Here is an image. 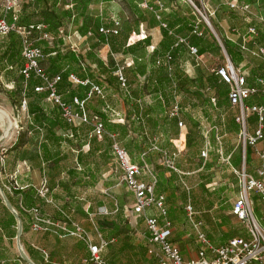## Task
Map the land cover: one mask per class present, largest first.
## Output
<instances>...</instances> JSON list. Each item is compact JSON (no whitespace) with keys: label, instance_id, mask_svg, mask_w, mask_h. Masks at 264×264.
I'll use <instances>...</instances> for the list:
<instances>
[{"label":"crops","instance_id":"obj_1","mask_svg":"<svg viewBox=\"0 0 264 264\" xmlns=\"http://www.w3.org/2000/svg\"><path fill=\"white\" fill-rule=\"evenodd\" d=\"M195 1L203 4L199 0H93L87 7L84 6L76 11L78 16L71 19L65 26L60 27L54 33H47L50 34L52 43L44 40L42 44L38 45L41 48L57 46L63 53L71 50L82 60L81 66L76 63L71 64L70 67L73 69L71 74L89 83H76L70 78L71 86L67 87L65 96L61 93L63 100L67 98L66 102L73 103V98L76 96L87 99L92 86L97 85L103 89V94L94 93L91 98L87 99L88 113L90 115L99 114L101 117H103L101 114H104L111 122L123 124L126 115L125 117L120 116L119 112L106 99V96H113L115 90H122L120 84L118 81H113V75L100 71L95 61L88 58V55L92 54L102 60L106 66H108L109 60L114 61L117 66L120 64L116 55L120 54L122 64L126 66L125 74L128 83H130V74L134 79L132 91L136 87V89L139 88L136 103L140 104V108H143L141 104L142 101L145 102V97L141 98L143 89L148 90L152 102L148 108L144 109L146 115L141 122L145 126L142 136L150 138L149 128L145 125L146 120L157 119L158 115L167 116L168 119L165 117L166 119L162 122L164 124L162 128L159 120L155 121L154 128H160L157 130L159 138L164 137L174 143L175 151L169 153L167 150L161 149L159 161L164 164L162 156L163 152H166L174 160L177 170L164 164L165 170L155 172L151 165L153 161L150 164L145 158L148 156V151L143 149L139 151L141 160L138 161L132 156V161L141 168L140 179L151 180L152 176L156 177V193L165 196L168 216L173 223L170 240L179 249L185 260L195 258L202 248V244L187 218L186 211V225L182 226V223L179 222L180 218L172 209L174 207L172 200L176 198L174 178H178V181L181 182L187 196L184 210L190 202L196 212L195 219L203 222L201 229L214 245L226 244L234 237L249 238L243 224L232 214L233 204L230 205L229 199L222 198L220 194L224 191L226 183L230 184L231 180L236 179L233 174L237 175L236 171L242 162V150L238 145L234 146L230 141L231 138L228 137V134L240 132V126L235 120L237 110L231 106L229 100V84L216 72L220 67L217 63L223 56V51L227 52V50L216 36L213 27L211 30L214 34L202 22L196 12V7H194V5L197 6ZM228 1L230 0H204L206 4L212 3L213 9L209 11L215 15L214 21L218 24L221 36L231 42L242 45L243 35L247 34L251 26L257 27V35L248 44L249 50H244L247 52L246 59L237 66L242 68L245 66L242 73L246 76L247 85L256 90L247 98L246 103L264 106V68L261 66L264 64V58L258 54L259 48L264 47V0H240L249 2L255 15H249L240 10H236L238 14L232 11H217L219 5H225ZM76 2L78 0H60L59 7L75 12L74 4ZM153 14L157 18L155 23L151 20ZM84 15L92 18L91 25L86 26ZM240 19L243 20L242 23ZM83 28L86 33H82L81 29ZM101 28L117 29L118 33H105L101 31ZM196 28L201 34L195 32ZM43 33L46 32L38 34ZM180 39H184V42H181ZM191 47L198 48L200 51L197 49L195 54L191 51ZM155 50L162 57L161 66L167 70L172 79L168 89L162 91L163 93L158 91L157 96L155 92L150 91L152 86L146 87V79L153 62L152 54ZM168 54L173 56L169 61L165 58ZM54 55L56 56L55 52L51 55L47 54L41 61L45 71L49 72V69L43 66V62L46 59L53 60ZM255 55L259 56L261 60L257 59ZM158 60L155 59L156 66H160ZM68 66L69 63L65 64V67ZM141 67L146 69L144 74L140 73ZM57 74L61 73L53 75ZM0 76L4 78L3 75L0 74ZM37 79L41 82L39 85H42L43 81L40 78ZM76 93H80L83 97ZM42 94L44 96L29 97V101L38 103L48 115L58 114L62 125L67 124V126L65 128L57 126L54 130L55 135L51 137L46 129L35 125L34 115L30 113L29 125L34 124L36 129H31L33 134L27 138V142L17 149H12L13 146L5 152L0 149V187L18 213L16 216L6 206L0 194V264H29V261L22 256L21 250L35 264H93L89 261L91 252L87 242L77 236L65 233L63 229V227L74 229L75 225L82 227L88 233L93 244H101L102 240L106 242L100 255L108 264H156L155 259L148 253L150 233L146 226L145 216H137L133 212L134 195L124 183L132 197V202L129 207L131 215L126 216V221L123 220V223L122 215H97V220H95L89 212L91 206L88 205L87 196L83 197L81 191L78 195L72 190L73 184L81 187L86 186L88 176L91 179L96 178L100 171L99 166L84 162V158H88L89 155H97L104 161L107 160L112 154L111 139H109L110 153L105 159V148L109 142L105 138L106 136L100 138L92 135L93 126L89 123L68 124L62 118L60 108L49 102L44 92ZM94 99L99 105H94ZM175 102L180 107L179 118H170L167 111ZM156 109L159 113L154 114ZM6 120H10V115L8 111L0 107V133L3 131ZM179 120L184 122L183 127L179 126ZM187 120L200 129L197 135L186 123ZM81 127L89 128L90 134L88 132L81 138L79 133ZM257 128L258 118L256 115H252L248 118L249 134L253 135ZM2 137L4 139L0 148L7 144L4 134L0 136V139ZM66 143H68L67 146L72 154L62 150ZM43 144H47L50 153L42 148ZM187 144L189 147L197 144L200 148V153H198L200 162L196 163L197 167L194 165L185 166L187 163L184 162V154ZM87 145V154H84L86 152L82 147ZM36 146L37 148H35ZM216 147L217 149L214 150ZM204 150L208 152L207 157L202 156ZM213 151L216 154L212 153ZM70 156L76 164L67 168L66 173L69 179L66 181L61 176L66 170L63 168V161ZM148 159L150 160V158ZM233 160L240 164L239 167L233 164ZM250 160L251 165L249 166ZM220 161L227 165H223L226 169L221 173V183L217 188H214L216 199L207 196V194L199 198L196 193H193L192 197L193 186H190L187 181L188 175L200 172L204 181L200 179L197 184L206 190L207 186L212 184V176L206 177V173L212 171L214 166L217 167L218 164H221ZM263 163L264 139L255 146L247 148L248 172L257 176V169ZM53 174L56 175L54 180H52ZM44 182H46L48 192L46 196H41L39 189ZM119 184L122 183L119 182ZM253 197L261 201L257 194H254ZM32 208H37L43 217L58 222L61 227L50 226L49 230H32L33 214L28 212ZM91 209L94 207L92 206ZM260 212L264 214V209L261 207ZM10 213L15 216L16 224H10ZM146 215L159 218L158 210L153 206L146 210ZM132 216L137 219L138 224L141 223L140 226L143 224L145 227L143 240L133 230L134 224L130 221ZM159 219L162 220L161 217ZM91 224L97 232L94 239L93 231H89L92 229ZM42 250H45L47 255ZM209 256L211 255L209 254Z\"/></svg>","mask_w":264,"mask_h":264},{"label":"built area","instance_id":"obj_2","mask_svg":"<svg viewBox=\"0 0 264 264\" xmlns=\"http://www.w3.org/2000/svg\"><path fill=\"white\" fill-rule=\"evenodd\" d=\"M33 0H0V8L4 16L0 19V37L9 33L15 32L22 40L23 56L26 59L22 74L28 80L32 75L40 78L43 83L35 87L36 92L47 91V100L52 104L58 106L61 111L62 118L70 125H80L82 123H89L93 126L91 134L97 137H103L105 133L112 141V151L115 156L116 169L121 172V182L124 183L129 191L134 195L133 212L137 216H145L147 229L150 233L148 237V253L155 259L156 264H264V225L262 219L256 215L255 204L253 195L257 194L260 200L264 203V163L257 169V176H253L247 170V148L248 146H255L259 141L264 139V106L261 105H248L247 98L256 90L247 85L246 76L234 65L230 57L228 63L224 66L217 68L216 72L219 74L230 87L229 100L231 106L237 110L235 120L240 126V134L242 137V167L237 170L239 182V193L236 197L232 214L243 224L249 238L234 237L226 244L216 246L207 237L206 233L202 231V221L195 219V210L190 202L185 206V211L189 222L192 224L196 231L199 242L202 248L199 250L198 255L190 260H185L179 249L171 242L170 236L172 235V220L168 216V209L165 205V196L156 193L157 180L152 176L151 180H142L139 178L141 168L134 163L129 155L128 150L122 146L118 139L117 134L106 132L102 117L98 114L90 115L86 108L87 99L91 98L94 93L103 94V89L97 85L92 86L87 99L79 97L73 98V103H68L63 100L61 94L58 92L57 85L61 80V75L50 77L41 65L45 54L42 48L36 45V32H43L45 25L42 23H31L28 25H18L17 21L21 10ZM229 8L246 12L249 15H255L252 11V6L249 2L240 0H230L226 2ZM195 6V5H194ZM203 19L212 29V25L207 16H205L197 6ZM12 14L11 22L8 21L7 15ZM198 28L195 32H198ZM102 32L117 34V29L101 28ZM257 35V28L251 26L247 34L243 35V43L241 48L249 50L248 44L253 40L252 38ZM52 43V38L43 33L39 37ZM184 42V39H180ZM193 53H197L195 47L190 48ZM258 54L264 58V47L259 48ZM228 55V54H227ZM168 61L172 59L170 54L167 55ZM158 64L159 61H158ZM125 65H117L116 76L120 82V87L126 93H129L128 78L125 74ZM70 78L81 84H87L88 81L78 79L74 74ZM264 84V82H263ZM20 110L26 111L28 114L27 100L24 99ZM107 109V108H106ZM170 118H179L180 107L175 102L167 111ZM256 115L258 118V128L252 135L248 132V118ZM29 116V115H28ZM180 127L184 126V122L179 120ZM3 149L2 147L0 148ZM176 156V153L173 154ZM202 156L207 157V150L202 151ZM164 164L177 170L174 165V160L166 152H163ZM48 188L46 182L39 189L41 196H46ZM155 207L158 210V216H147L146 210L149 207ZM28 211V210H26ZM28 212L33 214L31 228L34 231L49 230L50 226H58V222H54L50 218H45L41 215L37 208H32ZM65 233L77 236L85 240L89 246L91 257L89 261L93 264H108L100 255L101 249L106 242L103 240L101 244H93L90 241L88 233L80 226L75 225L74 229L63 227ZM47 255L45 250H42ZM209 254L211 256H209Z\"/></svg>","mask_w":264,"mask_h":264},{"label":"rangeland","instance_id":"obj_3","mask_svg":"<svg viewBox=\"0 0 264 264\" xmlns=\"http://www.w3.org/2000/svg\"><path fill=\"white\" fill-rule=\"evenodd\" d=\"M199 1H201V3L203 2V4L201 5V7L197 6L198 9L205 16L208 17L216 36L219 38L220 42L223 43L222 36H221L218 28L216 26H214V24H213V21L216 19L215 15L211 14L209 11L210 9L211 10L213 9L212 3L210 2V4H206V2H204V0H199ZM196 12L199 15V17L201 18L202 22L205 24V26L207 28H209V31L212 32L211 28L206 23V21L203 19V17L201 16V14L199 13V11L197 9H196ZM240 22L242 23L243 20L240 19ZM48 35H50V34H48ZM39 37H40V34H36L35 43L37 45L42 44L43 41L45 40L44 38L40 39ZM252 44H253V42H252ZM223 52H224L223 56L219 59V61L217 63V65H219V66H224L225 64H227L228 63V57H230L229 54L225 50ZM116 56L118 58V63L120 65H124V64H122V58L119 57L121 55L118 54ZM50 57H52V56H50ZM255 57L257 59L261 60V58L259 56L255 55ZM51 62H52L51 59H46L43 62L44 63L43 66L46 67V69H50ZM236 67H238L241 72H243L244 71L243 68H245V66L242 68L241 66H237V65H236ZM129 78H130L131 90H132V82H134L132 74L129 75ZM13 88H14L13 83H7L5 81V79L0 76V107L5 109L6 111H8V113L10 115V120L5 123V126L3 127V131H1V133H0V136L4 134L6 137L5 140H7L6 141L7 144L3 145V147H2L3 152H5L7 149H9L11 146H13L14 142H16L18 137H20V135L23 132H26L25 139H27L29 136H31L33 134L31 131H28V125L30 123L29 122V116H28L29 114L26 111H24L23 109L20 110L21 108L18 105V103L14 102L13 99H11V96L8 95V92L13 90ZM136 88H134V89H136ZM136 90L139 91V88ZM142 94H143V96L141 98L145 97V102H146V103L144 101L141 102V104L143 105V110H144V109L148 108V106H150L151 105L150 103H152V102L149 98L150 96H149L148 90L143 89ZM125 95H126V93L124 90L118 89V90H115V93L113 96L112 95H110V97L106 96L108 103L111 106L113 105L112 107L116 111L119 112L120 116L125 117V115H126L125 122L123 123V124L128 123L126 130L124 132H122L121 130L117 131L119 133V135L117 136L119 143L128 149V152H129L131 159L133 156L138 161L141 160V154L139 153L140 149L148 151V156H146L145 158L150 164H151V161H153V163L151 165L154 167L155 172H159L162 169L165 170V168H164L165 165L163 163H161V161H159L161 149L167 150L169 153H171V152L175 151V146H174V143L172 141H170L169 139H166L164 137L159 138V132H157V130L158 129L160 130V128H154V127H155V121L159 120V123L161 124V128H162L164 125L162 122H164V120L167 118V116L162 117V116L158 115L157 119L154 118V119L145 121V125H147V127L149 128V136H150V138L147 139V138L143 137L144 135L142 136V130L145 127L140 121V120H142L141 119L142 116L140 115V113L134 114L135 112H134V110H132V108H134L136 102L132 100V96L126 97ZM131 95H132V93H131ZM93 101H94V105H99V103L96 101V99H94ZM139 108H140V104H139ZM149 110L151 111L152 109L150 108ZM155 113H159L157 111V109L155 110L154 114ZM132 115H133V117L135 116L136 122L132 121ZM138 116L140 117L139 119H137ZM108 117L111 118L110 116H108ZM184 121H185V118H184ZM186 123H188V125H190L192 127V130H194L195 134L197 135L198 132L200 131V129L195 127V125L192 122H189V120H187ZM88 130H89V128H85V127L80 128L79 133L81 135V138L86 133L89 132ZM89 134H90V132H89ZM228 137L231 138L230 141L233 142V145L234 146L238 145L239 148L243 152L242 137H241L240 132H238V134L237 133L228 134ZM67 144L68 143L63 145L62 150L69 151L70 154H72V152L68 148ZM200 145H201L200 147H202V144H200ZM82 148L86 152L84 154H87L88 145L85 147H82ZM149 148H151V149L149 150ZM216 149H217V147L214 148V150H216ZM185 151H186L184 154L185 160L183 159L184 162L187 163V164H185V166L194 165L195 167H197L196 163L200 162V159L198 157V153H200L199 146L197 144H193L192 147H189V145L187 144ZM111 153L112 154L105 161L103 160L102 157H99L97 155H89L88 158L87 157L84 158V162L90 163V165L93 164L94 166L98 165L100 168V171L96 175L95 179H91L90 176H88V178H87L88 184L86 186L81 187L79 185L73 184L72 190L75 191L78 195L80 194V191H81L83 197L87 196L88 205L91 206V207H89V212H90V214H92L94 216L95 220H97V217H96L97 215H104V216H116V215L120 216V215H122L123 216L122 217V223H123V220L126 221V218H127L126 216L131 215V209L129 207H130L131 202H132V199H131L132 197H131L130 193L128 192L126 186L121 182L122 174L119 171L117 172L115 156L113 154V151H111ZM212 153L216 154V152H214V151ZM148 158H150V160ZM220 162H221V164H218L217 167L214 166V169L212 171H210L209 173H206V177L212 176V179H211L212 184L208 185L206 190H204L202 188V186L200 187L197 184L200 179H202L204 181V177L202 175H200V172H196V173L188 175L189 179H187V181L190 184V186H193L192 197H193V193H196V195H198L199 198L204 197V196H206L205 194H207V196H211V198L214 197V199H216L217 196L216 195L214 196V194L216 192V191H214L215 190L214 188H217L219 186V184L221 183V179H222L221 173L223 170L226 169L223 166L226 163L222 162V161H220ZM75 164H76V162H75V160L72 159L71 156L68 159H64L63 168L66 170L61 175L64 177V180L67 181L69 179V177L66 173L67 168L75 166ZM233 164L237 167H239V165H240V164H238V162L236 160H233ZM250 165H251V160L249 161V166ZM241 167H242V162H241L240 168ZM240 168L238 170H240ZM202 172H203V170H202ZM233 175H234V177H236V179L231 180L230 184L226 183L227 185H225L226 187H225L224 191L220 193L222 198L229 199L228 203L230 205H232L234 203V201L236 199V194H237V192H239V189H240L239 188V182H238V175H235V174H233ZM55 178H56V175L53 174L52 180H54ZM119 182H121L122 184H119ZM205 182H204V184L206 185ZM173 185H175L174 186V192L176 193V195H175L176 198L172 200L173 206H174L172 209L176 213L177 217L180 218L179 222L182 223L181 225L184 226V225H186L184 205H185L187 196H186V193H185V191L181 185V182L178 181V178H174ZM253 199L255 202L256 215L260 219H262L264 214H261L260 207L262 209H264V203L262 201L256 200L254 197H253ZM121 205H123V211L118 212L117 208L119 209V207ZM92 206L94 207V209H91ZM83 210L85 211V209H83ZM98 212H101V213H98ZM136 220L137 219H135L134 216H132V218H130V221H132V224H134L133 230L138 234L139 238L141 240H143L142 236L144 234L145 227L143 224L140 226L141 223L138 224ZM262 224L264 225L263 219H262ZM122 225H124V224H122ZM98 226H99V223H98ZM91 227H92V229L89 231H93L92 237L94 239V237H95L94 235L95 234L97 235V232H96V230H94L92 224H91ZM135 228H137V229H135ZM131 232H132V229H131Z\"/></svg>","mask_w":264,"mask_h":264},{"label":"trees","instance_id":"obj_4","mask_svg":"<svg viewBox=\"0 0 264 264\" xmlns=\"http://www.w3.org/2000/svg\"><path fill=\"white\" fill-rule=\"evenodd\" d=\"M93 0H78L74 4L75 6V12H73L70 9H62L59 7L60 0H33L30 2L28 5H26L21 12L19 13V18L17 21L18 25H28L31 23H42L46 26V28L43 30L46 33H54L56 32L60 27L65 26L68 22L73 20V18H76L78 14L76 11H79L80 8H84V6L87 7V5ZM195 4L198 7H201L200 2L195 1ZM221 10L222 12H228L232 11L238 14L236 10H233L229 8L226 4L225 5H219L217 8V11ZM216 11V12H217ZM4 16V13L2 9L0 8V19ZM7 19L9 22L12 20V14L7 15ZM142 19H144L142 17ZM156 15H151V20L153 23L156 22ZM92 18L84 15V22L86 23V26H89L92 24ZM214 26L218 27V24L216 21H213ZM254 26V25H253ZM193 27V26H191ZM256 27V26H255ZM257 28V27H256ZM192 30V28H191ZM258 30V29H257ZM82 33H86L85 28L81 29ZM39 32H36L38 34ZM223 44L225 46V49L227 50L232 62L234 65H238L242 61L246 59V53L242 48L241 45L238 43H233L230 40L226 39L225 37H222ZM198 49V48H197ZM43 52L45 55L55 52L56 56L51 62V66L49 69V72L46 71V73L50 76L53 77V74L56 73H61V80L59 81L57 85L58 92L63 94L65 96V93L67 91V87L71 86L70 82V75L73 72V69L70 67L71 64L76 63L79 66H81L82 60L80 56H77L73 51L68 50L67 52H61V49L58 48L57 46L54 47H49L45 46L42 48ZM200 51V49H198ZM175 54V53H174ZM159 56V57H158ZM173 57V56H172ZM88 58L91 61H95L96 65L98 66L99 70L102 71L103 73H109L113 75V81H118L120 84L117 76H116V69L117 66L115 65L114 61L109 60L108 66H106L102 60L94 57L92 54L88 55ZM153 62L150 65L149 69V76L146 79V87H151V92H155L156 96L158 95V91H164L165 89H168L172 79L169 76L168 72L166 69H164L163 66H161L162 63V57L161 55L157 52V50L154 51L152 54ZM167 58V56H165ZM155 59H159L160 66H156ZM26 63V59L23 56V44L20 36L16 34L15 32H9L5 35L0 37V74L3 75L5 81L7 83H13L14 88L13 90L8 92V95L11 96V99H13L14 102H17L19 106L22 105L23 100H27V107H28V112L29 114L34 115V123L36 126L40 128H44L47 130L48 134H50L51 137L52 135H55V128L57 126H61L65 128L67 124L62 125V121L59 120L58 114L55 116L53 115H48L44 109L38 105L35 101H29V97L33 95H42V92H36L35 87L39 85L41 82L38 80L35 75H32L30 79L26 80L24 75L22 74V69L24 68ZM69 63L68 67H65V64ZM42 64V62H41ZM262 68H264V64L261 65ZM82 68V67H81ZM145 67L140 68V73L144 74ZM75 72V71H74ZM221 77V76H220ZM224 80V79H223ZM45 96L47 97L48 92L44 91ZM126 93V92H125ZM132 93V95H131ZM163 93V92H162ZM74 95V94H73ZM72 95V96H73ZM76 95L83 97L80 93H76ZM138 93L137 90H131V84L129 83V93H126V97H131L132 100L136 102V99L138 98ZM66 101L67 98H64ZM157 100H159L157 98ZM134 114L140 113L142 116L141 119L143 120L145 118V111L143 108H139V105L136 103L134 108ZM133 114V115H134ZM99 115V114H98ZM102 120L104 122L105 126V131L114 133V134H119L117 131L121 130L124 132L127 128V124H122V123H114L108 120V118L104 115L101 114ZM132 115V121L136 122L135 116L133 117ZM140 117L138 116L137 119ZM142 120H140L142 122ZM31 129H36L34 124H30L28 126V131H31ZM26 132H23L20 137L14 142L13 148L12 149H17L19 147H22L26 142L27 139H25ZM106 136L105 138L109 141L108 146L106 145L105 148V153L104 157L107 159L109 153H110V138L107 135V133L104 134ZM189 143V142H188ZM37 148V146L35 147ZM34 148V149H35ZM42 148L50 153V150L47 146V144H43ZM72 177H75V175H72ZM123 211V205H121L118 209V212ZM121 214V213H120ZM10 224H16L15 216L10 213Z\"/></svg>","mask_w":264,"mask_h":264},{"label":"water","instance_id":"obj_5","mask_svg":"<svg viewBox=\"0 0 264 264\" xmlns=\"http://www.w3.org/2000/svg\"><path fill=\"white\" fill-rule=\"evenodd\" d=\"M4 139V137H2L0 139V145L2 143V140ZM0 194H1V197L3 199V201L5 202L6 206L16 215L18 216V213L17 211L12 207V205L10 204L9 200H8V197L6 196L5 192L3 191V189L0 187ZM21 230L22 228L20 229V233H21ZM21 254L22 256L27 259L29 261V264H35L34 262H32L31 260H29L26 255L24 254V252L21 250Z\"/></svg>","mask_w":264,"mask_h":264},{"label":"bare ground","instance_id":"obj_6","mask_svg":"<svg viewBox=\"0 0 264 264\" xmlns=\"http://www.w3.org/2000/svg\"><path fill=\"white\" fill-rule=\"evenodd\" d=\"M6 116V115H5ZM5 119V118H4ZM7 121V120H6ZM3 125V124H2ZM5 126V125H4Z\"/></svg>","mask_w":264,"mask_h":264}]
</instances>
